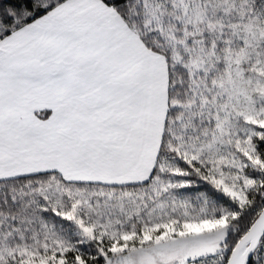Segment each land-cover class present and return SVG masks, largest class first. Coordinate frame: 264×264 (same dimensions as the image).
<instances>
[{
    "label": "snow or ice",
    "instance_id": "6c2138e0",
    "mask_svg": "<svg viewBox=\"0 0 264 264\" xmlns=\"http://www.w3.org/2000/svg\"><path fill=\"white\" fill-rule=\"evenodd\" d=\"M0 264H264V0H0Z\"/></svg>",
    "mask_w": 264,
    "mask_h": 264
}]
</instances>
